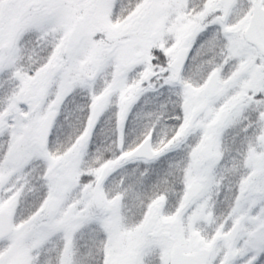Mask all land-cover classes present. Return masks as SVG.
I'll use <instances>...</instances> for the list:
<instances>
[{"label":"snow or ice","instance_id":"snow-or-ice-1","mask_svg":"<svg viewBox=\"0 0 264 264\" xmlns=\"http://www.w3.org/2000/svg\"><path fill=\"white\" fill-rule=\"evenodd\" d=\"M0 264H264V0H0Z\"/></svg>","mask_w":264,"mask_h":264}]
</instances>
